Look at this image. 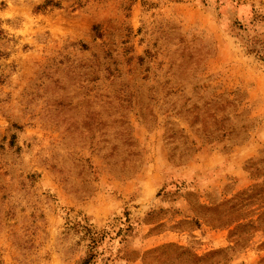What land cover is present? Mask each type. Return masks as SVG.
<instances>
[{
  "label": "rangeland",
  "instance_id": "obj_1",
  "mask_svg": "<svg viewBox=\"0 0 264 264\" xmlns=\"http://www.w3.org/2000/svg\"><path fill=\"white\" fill-rule=\"evenodd\" d=\"M264 264V0H0V264Z\"/></svg>",
  "mask_w": 264,
  "mask_h": 264
},
{
  "label": "trees",
  "instance_id": "obj_2",
  "mask_svg": "<svg viewBox=\"0 0 264 264\" xmlns=\"http://www.w3.org/2000/svg\"><path fill=\"white\" fill-rule=\"evenodd\" d=\"M88 262H85V264H87Z\"/></svg>",
  "mask_w": 264,
  "mask_h": 264
}]
</instances>
